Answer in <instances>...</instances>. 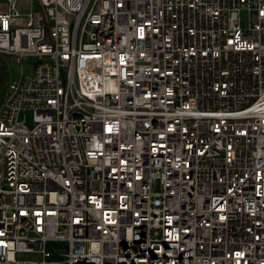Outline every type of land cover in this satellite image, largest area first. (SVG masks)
Listing matches in <instances>:
<instances>
[{"label": "built area", "instance_id": "built-area-1", "mask_svg": "<svg viewBox=\"0 0 264 264\" xmlns=\"http://www.w3.org/2000/svg\"><path fill=\"white\" fill-rule=\"evenodd\" d=\"M0 56V264H264V0H0Z\"/></svg>", "mask_w": 264, "mask_h": 264}, {"label": "rangeland", "instance_id": "rangeland-1", "mask_svg": "<svg viewBox=\"0 0 264 264\" xmlns=\"http://www.w3.org/2000/svg\"><path fill=\"white\" fill-rule=\"evenodd\" d=\"M0 59L3 61L4 74H5V78H4V81H3L2 86H1V93H2L6 87V84L10 80H12L18 76L19 71H20V67L15 61H12L11 59H9L7 57L0 56ZM32 63H33V58H29L28 60L23 61L22 68H23L24 73H30L31 72ZM21 257L23 259H27V260H32V259L37 260L40 258V256L38 254H22Z\"/></svg>", "mask_w": 264, "mask_h": 264}, {"label": "trees", "instance_id": "trees-1", "mask_svg": "<svg viewBox=\"0 0 264 264\" xmlns=\"http://www.w3.org/2000/svg\"><path fill=\"white\" fill-rule=\"evenodd\" d=\"M3 80H4V66H3V61L0 59V87L2 85Z\"/></svg>", "mask_w": 264, "mask_h": 264}]
</instances>
